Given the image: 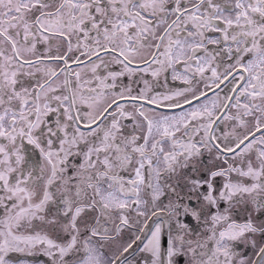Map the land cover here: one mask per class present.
Instances as JSON below:
<instances>
[{
  "label": "snow or ice",
  "instance_id": "6c2138e0",
  "mask_svg": "<svg viewBox=\"0 0 264 264\" xmlns=\"http://www.w3.org/2000/svg\"><path fill=\"white\" fill-rule=\"evenodd\" d=\"M37 252L264 264V0H0V264Z\"/></svg>",
  "mask_w": 264,
  "mask_h": 264
},
{
  "label": "flooded vegetation",
  "instance_id": "af4514ba",
  "mask_svg": "<svg viewBox=\"0 0 264 264\" xmlns=\"http://www.w3.org/2000/svg\"><path fill=\"white\" fill-rule=\"evenodd\" d=\"M112 70H119V68L118 66L113 65ZM146 78L151 79L150 77H146ZM62 80H63V77L61 76L60 80L57 81V83H60ZM123 82L127 83L128 78L124 77ZM183 87H184L183 83L179 80H173L170 74L168 75L167 80H165L164 74H162L159 78H157L153 82V94H161V95L168 94L170 90L174 91L176 89H180ZM224 91L226 92L227 89L225 88ZM131 110L132 108L131 106H129V111ZM162 110L166 111V109H162ZM12 256H13L14 264H47V261H48V258L40 255L39 252L33 255H28L27 253H13ZM180 264H183L182 259L180 261Z\"/></svg>",
  "mask_w": 264,
  "mask_h": 264
}]
</instances>
